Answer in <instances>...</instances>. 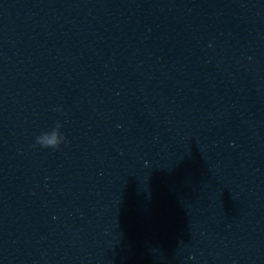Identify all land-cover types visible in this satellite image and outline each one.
Returning <instances> with one entry per match:
<instances>
[{
  "label": "water",
  "instance_id": "water-1",
  "mask_svg": "<svg viewBox=\"0 0 264 264\" xmlns=\"http://www.w3.org/2000/svg\"><path fill=\"white\" fill-rule=\"evenodd\" d=\"M0 264H264V0H0Z\"/></svg>",
  "mask_w": 264,
  "mask_h": 264
},
{
  "label": "clouds",
  "instance_id": "clouds-1",
  "mask_svg": "<svg viewBox=\"0 0 264 264\" xmlns=\"http://www.w3.org/2000/svg\"><path fill=\"white\" fill-rule=\"evenodd\" d=\"M62 125L57 122L55 127L50 132H43L36 138V143L44 148L57 149L65 140L61 133Z\"/></svg>",
  "mask_w": 264,
  "mask_h": 264
}]
</instances>
